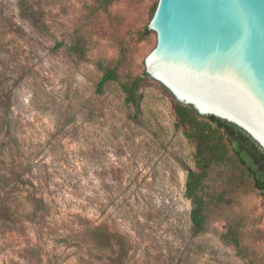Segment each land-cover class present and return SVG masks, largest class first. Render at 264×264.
Instances as JSON below:
<instances>
[{
	"label": "rangeland",
	"instance_id": "rangeland-1",
	"mask_svg": "<svg viewBox=\"0 0 264 264\" xmlns=\"http://www.w3.org/2000/svg\"><path fill=\"white\" fill-rule=\"evenodd\" d=\"M102 1L0 0V264H110L86 222L125 237V264H264V194L229 165L208 182L224 204L191 236L196 147L145 65L159 0ZM99 62L144 78L139 116L119 81L97 93ZM233 219L249 256L223 240Z\"/></svg>",
	"mask_w": 264,
	"mask_h": 264
},
{
	"label": "water",
	"instance_id": "water-1",
	"mask_svg": "<svg viewBox=\"0 0 264 264\" xmlns=\"http://www.w3.org/2000/svg\"><path fill=\"white\" fill-rule=\"evenodd\" d=\"M148 28L147 74L264 150V0H159Z\"/></svg>",
	"mask_w": 264,
	"mask_h": 264
},
{
	"label": "trees",
	"instance_id": "trees-1",
	"mask_svg": "<svg viewBox=\"0 0 264 264\" xmlns=\"http://www.w3.org/2000/svg\"><path fill=\"white\" fill-rule=\"evenodd\" d=\"M111 1H102L98 9L106 8ZM62 45L63 43H59L57 47ZM69 49L76 55L83 54L79 44L71 45ZM98 67L103 76L97 85V93L103 94L111 82L119 81L126 96L125 103L135 107L138 111L135 116H139L143 100L140 91L144 86V78L138 76L126 81L120 80L116 66L99 62ZM176 114L178 126L184 129L185 136L196 147V170L188 172L185 195L192 205L190 233L193 238H199L206 233L211 215L224 204L227 196L226 191L211 193L208 189L213 172L216 168L229 165L232 179L236 177V171H240L241 180H249L255 189L264 194V150L242 129L214 116L202 117L191 107L180 103L176 104ZM1 133L0 124V135ZM39 208L47 211L43 200L40 201ZM81 232L98 247L101 252L100 260L110 264H125L129 253L125 237L111 233L106 227L88 222L84 223ZM223 240L240 255L249 256L242 243L241 224L237 219L228 223Z\"/></svg>",
	"mask_w": 264,
	"mask_h": 264
}]
</instances>
